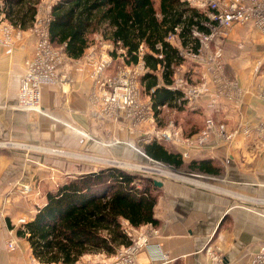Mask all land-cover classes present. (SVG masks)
<instances>
[{"label": "crops", "instance_id": "crops-1", "mask_svg": "<svg viewBox=\"0 0 264 264\" xmlns=\"http://www.w3.org/2000/svg\"><path fill=\"white\" fill-rule=\"evenodd\" d=\"M35 41L32 34L10 45L0 40V141H5L0 143V194L22 180L19 172L48 169L52 163V156L48 155L55 154V150L47 147L56 143L63 147L64 152L59 155L64 158L54 162V168L68 166L82 173L92 171L95 169L87 165L105 161L99 158L102 155L115 160L121 156L152 161L129 139L130 133L135 136L139 125L130 123L122 114L112 117L97 109L93 82L85 69L69 66V84L42 87L41 106L46 113L32 115L18 108L20 79ZM258 41L264 46V35ZM174 44L183 47L180 41ZM258 59L264 60V51ZM254 64L244 62L239 68L231 66L228 70L222 65L219 72L217 62L215 65L190 56L176 66L183 74L188 72L195 80H202L200 84L205 87V92L191 100L187 93L184 107L192 109L193 114L212 115L216 124L224 123L228 131L235 129L237 122L251 131L239 133L232 144L213 132L206 144L175 145L186 160L213 158L222 167V174L202 173L206 178H200L206 182L196 180L200 173L196 171L193 179L163 175L164 184L154 208L158 224L142 225L149 232V240L133 264H209V246L220 255L222 264H253L256 252L264 244V130L260 129L264 126V71ZM208 98H214L216 103L210 105ZM192 125L190 130L176 124L175 127L183 135L192 136L201 129L198 124ZM65 151H77L74 156L79 157L67 162ZM185 151L189 152L188 157L184 156ZM37 194L33 193L27 202L20 201L25 214L15 212L19 197L9 198L6 212H1L0 207V264L31 263L32 248L25 237L16 233L19 239L13 251L7 249L6 239L9 233L16 232L19 214L28 221L37 212L32 203Z\"/></svg>", "mask_w": 264, "mask_h": 264}, {"label": "trees", "instance_id": "trees-1", "mask_svg": "<svg viewBox=\"0 0 264 264\" xmlns=\"http://www.w3.org/2000/svg\"><path fill=\"white\" fill-rule=\"evenodd\" d=\"M40 1L0 0L1 20L26 29L35 23ZM157 1L158 5L155 0H55L48 35L53 45H62L67 55L77 59L90 45L91 33L100 31L122 49L121 53L114 49L113 56L121 55L127 64L144 63L141 84L151 95L156 115L163 105L183 110L184 93L170 86L184 58L166 38L179 28L181 44L196 49L199 40L192 27L209 32L208 18L187 1ZM143 148L145 154L175 168L222 174L213 158L186 160L172 143L168 148L155 139ZM160 192L151 175L103 166L72 175L55 191H48L42 207L16 233L29 241L33 256L42 263L76 264L89 252L115 254L134 240L127 229L158 224L154 208Z\"/></svg>", "mask_w": 264, "mask_h": 264}, {"label": "built area", "instance_id": "built-area-1", "mask_svg": "<svg viewBox=\"0 0 264 264\" xmlns=\"http://www.w3.org/2000/svg\"><path fill=\"white\" fill-rule=\"evenodd\" d=\"M182 1L189 2L192 6L207 15L208 19L205 24L210 30L209 32H205L199 30L197 25L192 27L193 35L199 40V47L195 49L191 44L187 46L182 45V48L178 46L183 58L193 56L204 60L199 53L205 41L211 40L214 37L225 36L229 31L228 29L234 24H252L264 31V0ZM51 7L52 5L48 4V8H42L45 10L46 15L44 17H37L33 25L34 27L30 29L31 34L35 35L36 41L32 55L26 59V70L20 79L18 92V108L25 109L30 113L36 111L35 114L42 112L40 107H42L41 93L43 86L69 84L72 81L68 70L71 58L65 55L62 45L55 47L50 40V35H48ZM179 32V28H176V31L170 33L166 39L173 45L176 41H180L181 43ZM4 36L5 38L0 39L3 44L10 45L14 42V36H12L8 27ZM93 50L89 54L84 55V62L79 69H85L89 72L93 82L92 94H94V104L97 109L107 116L116 117L122 114L128 121L132 120L133 123L143 124L147 118L152 117L154 114L151 101H148V99L144 101L142 99L140 76L146 70L144 63L140 60L137 63L138 66L135 68L130 66L121 67L114 74H108L107 69L111 65V59L108 58V54H100ZM221 50V47H217V54L211 55L207 60L219 63L222 57ZM222 68V64L219 63V72L223 70ZM178 71L176 68L174 81L170 87L172 89H180L184 93L183 98L186 101L187 98L191 100L199 96L200 93L205 92L204 85H194L191 87L185 85V78L178 77L182 76L183 73H179ZM187 93L188 97L186 98ZM208 101L210 105L216 103L214 98H208ZM205 121L206 124L203 130L185 139L178 134L179 129L177 131H175L176 129L172 130L175 131V138L168 133H164V136L170 138L175 145L178 143L192 146L195 144H206L213 132L225 139H231L238 133L237 129L228 131L224 123L216 124V121H214L210 114L207 115ZM242 129L244 133L251 131L248 127H242ZM184 156L188 157L189 152L185 151ZM20 221L22 223L26 222L24 218H21ZM127 230L134 237L133 242L129 246L120 248L110 260L87 261L83 264H133L137 254L147 245L149 232L143 229L139 231L136 228H129ZM8 246L9 249L13 250L15 241H9ZM207 250L211 258L209 264H222V258L212 246H209ZM254 257L253 264H264V244Z\"/></svg>", "mask_w": 264, "mask_h": 264}, {"label": "rangeland", "instance_id": "rangeland-1", "mask_svg": "<svg viewBox=\"0 0 264 264\" xmlns=\"http://www.w3.org/2000/svg\"><path fill=\"white\" fill-rule=\"evenodd\" d=\"M55 0H41L38 3L39 6V10L37 13V17H44L46 15L45 10L42 8H48V4L54 3ZM156 5H158V1L155 0ZM41 7V8H40ZM41 9V10H40ZM1 15L0 14V39L5 38V34L7 31V27L10 29V32L12 34V36H14V41H18L20 40L23 36L31 34L30 29L33 28L34 24L26 29H21L15 25H13L10 21H6V20H1ZM231 30V32H230ZM229 33L225 34V36H218V37H214L213 39H209L206 40L205 43L203 44V48L200 51V55L201 57L204 59V61L209 62V63H213L216 65V62L213 60H207L210 58L211 55L217 54L216 50L217 47H221V59L220 62L222 65H224V68L226 70H228L229 68H231V66L234 68L236 67H240L241 63L244 62H252V64H254L256 62V65L254 64V66H256L258 69H260L261 71H264V60L260 61L258 59V56L260 54V52L264 51V46H262L261 43H259L260 41H258L259 39L263 38L264 35V31L256 28L255 26H252L251 24H234L231 28H229ZM91 43L90 45L86 48V52L83 54L82 57L80 58H73L71 56H69L70 62L68 65H70V67L75 69H79V67L82 65V63L84 62V55L89 54L93 49V51H96L97 53H107L108 54V58L111 59L110 62V66L107 69L108 74H114L115 71H117V69L119 70V68L121 67H137L138 64H127L124 62V59L121 55H114L112 54V52L114 51V49H116L117 47H115L112 43L109 42V40L104 39L103 34L100 31H96L91 33ZM55 47H60L61 45L56 44L54 45ZM64 50V49H63ZM117 52L121 53L122 49L121 48H117ZM65 55L67 56V53L64 50ZM67 56V57H68ZM248 56H251V58H247ZM217 62V64H219ZM188 67L191 66V63H185ZM218 69V67H216ZM182 70V69H181ZM179 73H182V71H178ZM142 76V75H141ZM174 77V76H173ZM178 77H184L185 78V85H189L191 86H198V85H203L200 84L202 80H195V77L190 74V76L188 75V72H184V74L182 76H178ZM141 93H142V99L144 101H146V99H148V101H151V95L150 93L147 92L146 89H144L143 85L141 84ZM40 110L44 113H46V111L43 110L42 107H40ZM39 110V111H40ZM26 111V110H25ZM154 114L153 116L149 117L146 119L145 122H143V124H136L133 123V121H129L130 123H133L135 125H139L140 127L137 129V131H135V136H133V134L130 133V141H134L135 145L138 147V149H140L141 152L144 153L143 151V147L145 144H147V142L152 141V140H158V141H163L166 146L169 148V144L172 143L173 145H175L173 143V141H171L170 138L165 137L164 133H168L169 135H171L173 138H175L174 132L177 131L178 129L175 127L176 125H179L180 127L183 126L184 130L186 128H188V130L192 129L193 125L192 124H198L199 127L201 126V129H199V131L203 130L206 124V116L205 114L202 113H194L192 112V109H190L189 107H186L183 110H179L177 107H172L170 105H163L161 106V112L159 115H156L155 110L153 109ZM36 112V111H35ZM35 112H31L32 115H36ZM30 113V112H29ZM128 120V119H127ZM227 122V121H226ZM221 124V123H219ZM171 126V128H170ZM235 129H237V134L234 135L233 138L231 139H226L228 140L227 142L229 144H232L233 140L238 136L239 133H243V129L242 127H246V125H243V123L237 122V124H235ZM176 129L175 131H172ZM197 129V130H198ZM240 129V130H239ZM260 129L264 130V126L260 127ZM233 129H231V131H233ZM198 131V132H199ZM197 132V133H198ZM181 137H183L184 139L187 137H190L189 135L186 136L183 135V133H181V131L179 130L178 133ZM196 134V133H195ZM224 138V137H223ZM264 142V140H262ZM5 141H0V143H3ZM47 148H51L53 150H55V154L49 153L48 156H52L50 157V162L51 165L57 161H59V159H63L64 156L59 155V153H61V151L63 150L62 146H59L56 144L54 145H50ZM64 152V151H62ZM76 153H78L77 151H65V156L67 158H65L67 160V162L69 160H71L72 158H78L79 156H74ZM78 155V154H76ZM84 155V154H83ZM55 156V157H53ZM94 156V155H93ZM100 155H98L99 157ZM83 158L87 159V156ZM96 157V156H95ZM99 158H105V161H109L105 162V161H100L98 163H91L88 164L87 167L91 168V169H100L103 166H118L121 167L122 169H125L126 171L129 172H135L138 174H143V175H151L153 177H160L162 178L163 175H173V176H180L183 177L185 179H193L194 174L193 172H189L186 169L183 168H176V170H173L172 168L169 167L168 163L165 162H159L157 160H152V161H142L140 160V158H132V159H125L121 156H117L116 160L115 159H109L111 158L110 156L107 157L106 155H102ZM49 165L48 169L44 170L41 169V171L35 170L34 172H19V177L22 180H18L17 182H15V184L11 187V188H6L5 192H3L2 194H0V203H2V205L0 204L1 207V212L2 210L4 212L7 211L6 209V205L8 204L9 198L12 196L19 197V199L17 200V204L14 206L16 208L15 212H21V213H26V209L21 207L20 201H24L27 202V200H30L29 197H31V195L33 193H39L33 198L35 201L33 200V206L34 208L39 209L40 207H42V205L44 204L43 200H46V195L47 192L52 190L55 191L57 189V186L62 183L65 182L67 179H69V177H71L72 175H76L82 172H78V171H74L72 168L67 167H53ZM51 167H53L55 170H53ZM86 167V168H87ZM175 168V167H174ZM85 169V167H84ZM161 170V171H160ZM93 171V170H92ZM169 172V173H168ZM187 172V173H185ZM189 173H192L193 175H189ZM196 173V172H195ZM198 174V173H197ZM15 175V174H14ZM199 175H204L202 173H199ZM196 180H201V178H197ZM202 182H206L203 179L201 180ZM23 198V199H22ZM20 219L24 218L25 219V215H20ZM20 219H18V226H20L22 224V222L20 221ZM24 223V222H23ZM143 226H140L138 228H136L137 230L141 231ZM18 236L16 235V232L12 231L11 233H9L8 238L6 239V246L7 249H9L8 243L11 240L15 241V247L13 250H16L17 245H18ZM11 251V249H9ZM12 250V251H13ZM100 254L103 253H94V252H89L88 254H85L84 256H82V258L78 261V263H86L87 261H101V260H109L108 257H113L114 254H106L104 252L102 256ZM29 264H56V263H42L40 261H38L33 255H32V259H31V263ZM62 264V263H59Z\"/></svg>", "mask_w": 264, "mask_h": 264}, {"label": "water", "instance_id": "water-1", "mask_svg": "<svg viewBox=\"0 0 264 264\" xmlns=\"http://www.w3.org/2000/svg\"><path fill=\"white\" fill-rule=\"evenodd\" d=\"M146 155H148V154H146ZM152 158V157H151ZM153 160H154V158H152ZM169 167L170 168H172L173 170H176L177 171V169L176 168H174L172 165H169ZM178 172V171H177ZM185 173H187V172H185ZM189 175H193L192 173H188ZM197 176H199V177H203V178H206V177H204V176H201V175H198V174H196ZM154 183L156 184V185H158V186H163V179L162 178H160V177H154Z\"/></svg>", "mask_w": 264, "mask_h": 264}, {"label": "bare ground", "instance_id": "bare-ground-1", "mask_svg": "<svg viewBox=\"0 0 264 264\" xmlns=\"http://www.w3.org/2000/svg\"><path fill=\"white\" fill-rule=\"evenodd\" d=\"M169 173V172H168Z\"/></svg>", "mask_w": 264, "mask_h": 264}]
</instances>
